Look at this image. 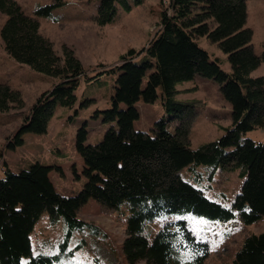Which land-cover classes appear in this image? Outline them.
<instances>
[{"label":"trees","instance_id":"obj_1","mask_svg":"<svg viewBox=\"0 0 264 264\" xmlns=\"http://www.w3.org/2000/svg\"><path fill=\"white\" fill-rule=\"evenodd\" d=\"M143 1L97 0L94 21L109 25L120 12H130ZM158 2L157 29L147 44L128 49L112 65L100 63L88 72L72 49L63 46L58 53L40 33L39 19L57 21L52 10L61 4L37 5L30 16L15 0H0V13L6 16L0 28L4 51L13 61L53 81L24 114L7 147L20 145L23 132L45 133L57 106L74 113L78 105L87 106L88 99L78 102L81 85L113 75L109 105L96 112L107 125L102 138L87 143L85 125L76 132L84 177L78 191L57 192L48 166L35 163L16 173L4 166L0 264H52L60 253H68L66 241L73 228L95 227L76 215L88 199L127 212L121 249L128 264H204L208 244L193 235L183 217L165 221L150 240L147 226L157 217L190 213L228 222L238 215L245 225L264 218V141L246 137L264 129V76H251L264 63V40L261 52L255 53L253 31L246 25L247 0ZM201 40L226 55L228 72L218 58L210 57ZM197 77L222 84L231 122L219 138L193 148L191 125L204 101L177 98L188 92L177 86ZM157 99L162 115L149 132L135 129L136 103ZM23 107L20 91L0 82V112ZM183 170L197 182L204 177L212 181L217 171H238L243 183L225 206L184 180ZM44 214L50 223L63 220L64 242L55 253L33 254L31 234ZM229 264H264V231L246 235Z\"/></svg>","mask_w":264,"mask_h":264},{"label":"rangeland","instance_id":"obj_2","mask_svg":"<svg viewBox=\"0 0 264 264\" xmlns=\"http://www.w3.org/2000/svg\"><path fill=\"white\" fill-rule=\"evenodd\" d=\"M15 1L30 16L34 15L33 10L37 5L61 4L62 6L52 10L58 18L57 21L39 19L40 33L53 44L58 53L63 46L72 49L88 72L100 63L114 64L130 48L139 49L145 46L158 24V0H144L130 12H120L111 24L104 26H99L94 21L97 0ZM5 19L6 16L0 13V28ZM246 25L253 31L252 45L258 54L264 40V0H247ZM200 43L211 58L219 59L223 70H230L226 55L206 40H201ZM112 76H103L100 81L89 85L83 83L77 91V97L78 102L88 99L87 106L78 105L76 113L57 106L45 133L37 135L23 132L20 137L21 144L9 148L6 146L7 139H12L23 121L24 114L42 92L50 89L53 81L13 61L4 51L0 40V82L20 91L24 101V107L20 110L0 112V178L4 175V166L16 173L38 163L50 167L49 177L57 192L68 195L78 191L84 177L81 173L83 161L75 148L76 132L85 125L87 143H96L102 138L107 125L101 121V114L98 116L97 113L109 105ZM251 76H264V63ZM177 88L188 90L179 94V99L204 101V106L199 109L191 125V146L195 148L219 138L231 122L230 106L222 97V84L197 77L194 81L178 85ZM136 107L139 118L134 122V128L149 132L154 121L162 115L159 99L153 103L140 100ZM246 137L264 141V129L248 132ZM181 176L202 189L209 199L225 206L230 205L243 183L238 171H217L212 181L204 177L197 182L184 170L181 171ZM76 215L97 229L87 226L73 228L66 241L68 253H60L52 264H128L121 249L127 212H118L88 199L77 210ZM175 217H183L193 235L208 244L209 255L204 264H229L246 235L264 231V218L252 225H245L238 215L228 222H221L186 213L157 217L147 226L149 239H152L165 221ZM66 230L63 220L50 223L44 214L31 234L32 253L57 252L60 243L64 242Z\"/></svg>","mask_w":264,"mask_h":264}]
</instances>
